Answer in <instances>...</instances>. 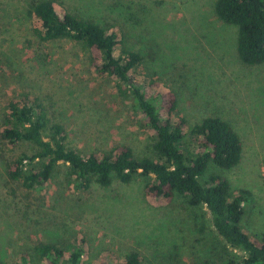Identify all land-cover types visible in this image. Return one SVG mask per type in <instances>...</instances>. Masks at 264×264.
I'll return each mask as SVG.
<instances>
[{"label":"rangeland","instance_id":"rangeland-1","mask_svg":"<svg viewBox=\"0 0 264 264\" xmlns=\"http://www.w3.org/2000/svg\"><path fill=\"white\" fill-rule=\"evenodd\" d=\"M33 0H0V130L9 99H36L49 124H61L65 143L79 153H108L129 146L152 156L153 130L130 108L113 75L98 74L96 52L76 41L39 38L40 21L31 14ZM65 12L115 31L123 46L141 55L131 71L150 96L174 94L172 117L190 128L206 116H220L239 135L242 152L230 169L210 168L230 187L247 189L243 229L251 237L264 233V63H243L237 54L238 29L221 21L215 0H51ZM115 56H120V46ZM45 137L48 131L44 132ZM22 151L0 137V261L46 264L33 247L41 243L82 244V264H123L135 250L142 264H220L223 242L204 218L186 210L185 200L145 193L147 178L129 182L116 177L103 186L92 181L77 187L68 166L58 164L43 187L27 189L8 169ZM205 221L204 232H199ZM238 253V252H237ZM67 252L65 256L67 257Z\"/></svg>","mask_w":264,"mask_h":264},{"label":"trees","instance_id":"trees-1","mask_svg":"<svg viewBox=\"0 0 264 264\" xmlns=\"http://www.w3.org/2000/svg\"><path fill=\"white\" fill-rule=\"evenodd\" d=\"M31 14L40 21L39 38L45 41L67 38L96 52L93 65L98 74L113 75L117 89L130 108L143 116V124L153 130L152 156L136 155L129 146L118 145L108 153L87 155L66 145V132L61 124H49L42 105L27 96L12 98L2 115L1 139L10 146L21 142L34 147L33 153L22 151L11 163L8 173L21 180L27 188H41L48 182L60 162L74 175L77 187L87 188L92 181L106 186L116 177L122 182L136 175L144 176L145 193L172 200L180 196L186 210L196 218L207 216L212 230L222 239L226 249L220 264H264V233L251 237L242 227L244 205L252 200L247 189L234 191L225 177L212 168L230 169L241 159L242 146L238 133L220 116H206L190 128L195 150L186 143L184 120H172L177 101L173 93L148 95L134 80L132 70L141 61L138 52L125 48L115 31L108 30L91 20L65 12L60 15L51 0H33ZM216 16L238 29L236 50L239 59L249 65L264 63V0H215ZM120 46V56H115ZM48 131L47 137L44 132ZM205 221L199 232H204ZM82 244L41 243L33 247L39 259L46 264H82ZM67 252V257L65 253ZM238 252V253H237ZM123 264H142L140 255L132 250ZM0 264H4L0 261ZM20 264H30L26 254ZM207 264V263H204Z\"/></svg>","mask_w":264,"mask_h":264}]
</instances>
